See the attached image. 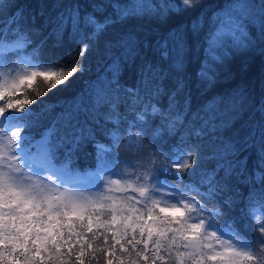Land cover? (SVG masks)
<instances>
[{
    "label": "snow or ice",
    "instance_id": "1",
    "mask_svg": "<svg viewBox=\"0 0 264 264\" xmlns=\"http://www.w3.org/2000/svg\"><path fill=\"white\" fill-rule=\"evenodd\" d=\"M197 5L54 3L61 10L46 18L54 47L66 34L77 46L66 58H46L45 40L34 44L46 4L29 14L12 0L2 5L0 264H264V98L237 129L246 90L193 111L187 76L201 39L202 84L235 57H244L241 72L253 60L264 68V0H221L156 42L136 31ZM97 52L105 73L75 95L41 100L72 89ZM125 69L131 84L121 82ZM46 116L52 122L37 137ZM89 142L95 153L82 169L77 153Z\"/></svg>",
    "mask_w": 264,
    "mask_h": 264
},
{
    "label": "trees",
    "instance_id": "2",
    "mask_svg": "<svg viewBox=\"0 0 264 264\" xmlns=\"http://www.w3.org/2000/svg\"><path fill=\"white\" fill-rule=\"evenodd\" d=\"M12 2L17 7H23L26 14L33 11H39L40 9L38 8V5H47V7L44 8L45 16L40 21L45 26L43 27L42 32L34 35L33 37L34 44H39L41 40L46 41L42 49L46 58H50L53 55L66 58L69 53L75 54L77 46L71 41L67 34L63 37L62 45L60 47H54L57 37L50 35L52 26L46 23V18L54 17L56 13L61 10L60 8L53 9L52 5L54 3H58L61 6L78 5L82 11H91L92 9L89 5L92 3V0H12ZM176 2L179 3L180 0H176ZM220 2L221 0H198V5L194 9H191L179 16H172L165 23H156L148 20L140 22L136 26V31L141 33V35L147 40H151L153 42L162 40L167 36L168 32L175 28L178 24H187L192 18L199 14L202 9L210 13L213 9L219 6ZM5 3H7V0H0V11L7 12V9L2 7ZM13 11H15V9H13ZM108 11L110 12L111 9ZM116 31H119V29ZM111 35L112 34L110 33L109 36L105 37V39L111 38ZM202 36L203 33H201V37ZM148 55L151 56V53L149 52ZM204 59V44L201 39V41L196 44V52L193 55L187 69L188 90L191 94L192 110L195 111L197 108L213 101L219 103L223 100L227 103L235 90L243 88L248 94V100L236 118L235 127L237 129L244 127L249 119L257 115L254 111V105L258 104L261 99L264 98V77H262L264 68L261 67L259 61L253 60L250 61L249 70L247 72H241L240 66L244 57H235L220 68L216 82L211 86H207L202 84L196 76V71L199 68L201 61ZM106 62L107 61L103 58L101 52L89 54L86 59L89 71L85 72L83 76H79L78 79L74 78L72 89L61 92L53 90L46 97H41V100L56 101L63 97L75 95V93L80 91L90 79H94L97 75L105 73ZM209 63H212L210 59ZM121 82L127 84H131L133 82V74L130 69H125L123 75L121 76ZM164 103H167L166 98ZM221 106L223 107V104ZM30 107L37 108V105L33 104ZM55 111H59V109H56ZM121 111H123V106L121 107ZM51 122V116H46L42 121V126L33 129V132L38 137L40 132L43 131V128L49 126ZM96 138L102 143H108L99 130H97ZM94 153L95 148L92 143L89 142L86 145H83L77 153V165L82 169L89 167L92 164V157ZM254 160L255 157L253 156L250 160V165L254 162ZM234 215H238V213H234Z\"/></svg>",
    "mask_w": 264,
    "mask_h": 264
}]
</instances>
